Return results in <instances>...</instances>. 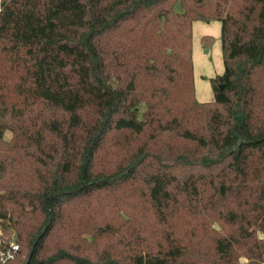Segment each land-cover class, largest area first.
<instances>
[{"label": "trees", "instance_id": "trees-1", "mask_svg": "<svg viewBox=\"0 0 264 264\" xmlns=\"http://www.w3.org/2000/svg\"><path fill=\"white\" fill-rule=\"evenodd\" d=\"M1 225L0 264H264V0H1Z\"/></svg>", "mask_w": 264, "mask_h": 264}, {"label": "crops", "instance_id": "crops-1", "mask_svg": "<svg viewBox=\"0 0 264 264\" xmlns=\"http://www.w3.org/2000/svg\"><path fill=\"white\" fill-rule=\"evenodd\" d=\"M222 23L218 20L210 22L196 20L193 22V61H194V75L196 96L201 101H209L212 99H203L200 97L201 93L213 91L210 79L217 74H222L225 69L223 52H222ZM204 35H212L215 38L221 39V47L213 43L210 48L201 47V39ZM216 44V45H214ZM215 60V67L212 65V60Z\"/></svg>", "mask_w": 264, "mask_h": 264}, {"label": "rangeland", "instance_id": "rangeland-1", "mask_svg": "<svg viewBox=\"0 0 264 264\" xmlns=\"http://www.w3.org/2000/svg\"><path fill=\"white\" fill-rule=\"evenodd\" d=\"M0 3H1V0H0ZM220 40L221 39H219V38H217V39L215 38V42L214 43H216V44L219 43L218 46L220 45V47H221V41ZM216 44H214V45H216ZM204 48H205L204 45L201 43V47L199 48V50L200 49L201 50L202 49L204 50ZM212 65L215 67V60L214 59L212 60ZM200 97L203 98V99H212L214 97V94H213L212 91H208V92L201 93L200 94ZM12 136H13V133L10 130H7L5 132V138H6V140H10L12 138ZM10 230L12 232V235L11 236H7L6 233L4 232V229L2 228V225L0 226V242H2V244H4L5 242H8V244H10L11 242H17V243H19L17 241V236H16L15 231L11 227H10ZM241 262L244 263L245 262V259H242Z\"/></svg>", "mask_w": 264, "mask_h": 264}, {"label": "built area", "instance_id": "built-area-1", "mask_svg": "<svg viewBox=\"0 0 264 264\" xmlns=\"http://www.w3.org/2000/svg\"><path fill=\"white\" fill-rule=\"evenodd\" d=\"M20 246L17 242H11L0 252V261L2 263H6L9 259L14 258V256L18 253Z\"/></svg>", "mask_w": 264, "mask_h": 264}, {"label": "water", "instance_id": "water-1", "mask_svg": "<svg viewBox=\"0 0 264 264\" xmlns=\"http://www.w3.org/2000/svg\"><path fill=\"white\" fill-rule=\"evenodd\" d=\"M221 88H222V89L224 88V84L221 85Z\"/></svg>", "mask_w": 264, "mask_h": 264}]
</instances>
